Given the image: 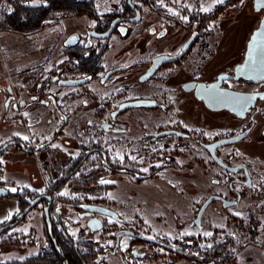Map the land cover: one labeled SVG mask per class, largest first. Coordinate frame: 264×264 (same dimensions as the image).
<instances>
[{
  "label": "flooded vegetation",
  "instance_id": "obj_1",
  "mask_svg": "<svg viewBox=\"0 0 264 264\" xmlns=\"http://www.w3.org/2000/svg\"><path fill=\"white\" fill-rule=\"evenodd\" d=\"M108 1L60 12L77 18L61 51L0 92L16 121L0 141V264H146L154 247L205 264L195 252L207 239L184 233L201 226L202 205L182 222L177 210L195 201L212 164L220 189L205 201L245 202L236 242L264 244V99L243 98L264 92V80L219 82L235 74L264 9L257 0ZM219 140L217 161L209 145ZM169 218L181 239L167 237Z\"/></svg>",
  "mask_w": 264,
  "mask_h": 264
},
{
  "label": "rangeland",
  "instance_id": "obj_2",
  "mask_svg": "<svg viewBox=\"0 0 264 264\" xmlns=\"http://www.w3.org/2000/svg\"><path fill=\"white\" fill-rule=\"evenodd\" d=\"M87 3H107L108 0H86ZM42 0H33L31 4L26 5L22 18L28 15L35 14L42 6ZM14 5L5 0L0 1V16L10 14L14 11ZM246 13V12H245ZM251 18L244 15V22L241 35H247V28L252 25ZM48 25L45 28L37 30H15L6 27L0 19V92H5L9 82L16 83L18 75L36 72L47 60H51L62 49L61 40L66 31L71 30L77 24V18H65L60 14L53 15L46 20ZM225 29V27H224ZM220 61L213 62L210 67L215 70V67ZM218 68V67H217ZM0 93V141L9 132L14 130L15 120L14 112H7L4 108L5 98ZM24 132H27L26 130ZM1 144V143H0ZM11 159V154L8 155ZM212 177H219V169L215 164H212L211 170L201 179H197L196 197L192 204L187 201L180 202L179 218L180 222L188 216L192 218V213L197 214L200 206L209 196V193L218 192L220 186L215 185ZM246 206L244 202L241 206L223 207L219 202L211 203L205 210L201 219V228L195 225L189 231H184L186 235L194 237H202L207 239L206 242H214L226 239H233L234 242L238 238V225L241 220L246 219V213L240 210ZM261 227L264 228V217L261 218ZM166 228L169 230L167 237L170 240L181 239V232L175 233L176 225L178 224L175 218H169L163 221ZM211 233V235H206ZM210 238V240H208ZM264 243V233L256 236ZM204 243V242H203ZM201 242V245L203 244ZM206 243V244H207ZM149 255L146 264H197L192 261L182 260L179 256L171 254L165 249L154 247L149 250ZM234 257L228 263L220 264H264V244L256 240L244 239L241 248L233 251Z\"/></svg>",
  "mask_w": 264,
  "mask_h": 264
},
{
  "label": "trees",
  "instance_id": "obj_3",
  "mask_svg": "<svg viewBox=\"0 0 264 264\" xmlns=\"http://www.w3.org/2000/svg\"><path fill=\"white\" fill-rule=\"evenodd\" d=\"M8 2V1H7ZM86 0H49L47 5L42 6L35 14L28 15L26 18H22V14L25 11L26 5L21 3H13L14 11L10 14H4L0 16L3 24L6 27H10L15 30H37L40 28H45L48 25L46 21L52 15L59 14L62 11L68 10L75 5L86 4ZM242 238H246L247 233L245 230H241ZM252 238H255V236ZM238 239V238H237ZM201 243L196 247V255H200L205 264H220L228 263L233 257V251L240 248L238 243L232 242L229 239H224L220 241L208 242L205 246L201 248Z\"/></svg>",
  "mask_w": 264,
  "mask_h": 264
},
{
  "label": "water",
  "instance_id": "obj_4",
  "mask_svg": "<svg viewBox=\"0 0 264 264\" xmlns=\"http://www.w3.org/2000/svg\"><path fill=\"white\" fill-rule=\"evenodd\" d=\"M257 4H258V6H260V8L262 7L264 9V0H257ZM157 61L160 64L163 60L160 58ZM221 77H224V78H226V77L227 78L242 77L245 79H249L251 81H262V80H264V13H263V16H262L258 26L253 30V32L250 35V39L248 41L247 50L245 52L244 59L236 65L235 74L234 75L221 74L219 76V82L223 80V79H221ZM79 82H81V81L80 80H69V81H67V83H79ZM258 96H260L262 99H264V92L256 93L254 95H250L248 93L243 94L244 101L248 102L250 104L252 102H254ZM201 97H203L207 102H209V100L206 96H201ZM140 103H141V101H137V102H133L132 104L139 105ZM245 135H246V133L240 135V137H238V139H241ZM223 142H224L223 140H219V141H216L215 143H212L209 145V148H211V150H212V155H213L214 159H216L217 161H219V159L215 154V148L220 146ZM12 143H14V141H9V142L5 143L2 147V149L6 148L7 146L11 145ZM0 195H1V193H0ZM219 198H221V197H219L217 195H212L202 204V206L198 212V216L195 220V223H197V224L200 223L203 212L205 211L207 206L212 201L219 199ZM226 204L229 205V204H233V203L226 202L225 205ZM148 240L159 242V243H162L166 246H169L168 244L163 243L162 241H159L157 239H153V238L149 237Z\"/></svg>",
  "mask_w": 264,
  "mask_h": 264
},
{
  "label": "built area",
  "instance_id": "obj_5",
  "mask_svg": "<svg viewBox=\"0 0 264 264\" xmlns=\"http://www.w3.org/2000/svg\"><path fill=\"white\" fill-rule=\"evenodd\" d=\"M0 1H2V0H0ZM5 1H8V2H10V3H21V4H23V5H29V4H31V2L33 1V0H5ZM42 2H43V4H48L49 3V0H42Z\"/></svg>",
  "mask_w": 264,
  "mask_h": 264
},
{
  "label": "snow or ice",
  "instance_id": "obj_6",
  "mask_svg": "<svg viewBox=\"0 0 264 264\" xmlns=\"http://www.w3.org/2000/svg\"><path fill=\"white\" fill-rule=\"evenodd\" d=\"M220 2H222V0H220ZM205 11H207V9H205ZM221 79H224V77H221ZM213 88H215V85L212 86ZM25 140L28 139V137H24ZM132 159H135V157H132ZM146 171V169H145ZM101 183H106L105 181L101 180ZM12 191H16V189H12ZM206 235H211V233H206Z\"/></svg>",
  "mask_w": 264,
  "mask_h": 264
}]
</instances>
